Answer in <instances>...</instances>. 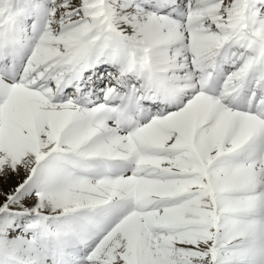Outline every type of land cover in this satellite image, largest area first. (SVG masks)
Instances as JSON below:
<instances>
[{"label":"snow or ice","instance_id":"obj_1","mask_svg":"<svg viewBox=\"0 0 264 264\" xmlns=\"http://www.w3.org/2000/svg\"><path fill=\"white\" fill-rule=\"evenodd\" d=\"M0 264H264V0H0Z\"/></svg>","mask_w":264,"mask_h":264}]
</instances>
